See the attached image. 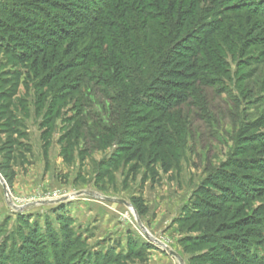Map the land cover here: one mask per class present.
<instances>
[{
    "label": "rangeland",
    "instance_id": "1",
    "mask_svg": "<svg viewBox=\"0 0 264 264\" xmlns=\"http://www.w3.org/2000/svg\"><path fill=\"white\" fill-rule=\"evenodd\" d=\"M227 14L236 20L235 14ZM244 38L238 43L235 37L225 39L219 34L204 58L205 64L218 71L212 80L215 84L201 86L195 99L183 108L155 116L153 127L166 129L165 135L156 137L166 146L155 162L153 155L144 151L143 156L130 160V152L120 151L117 144L101 148L84 132L86 128L78 143L64 150L62 136L77 119H72L77 108L68 100L59 104L60 114L44 146L45 126L41 123L52 93L43 88L49 95L40 111L35 84L48 73L34 70L32 60L24 62L2 45L0 93L9 98L0 100V110L8 105L16 119L0 113V177L9 191L7 195L0 180V264H21L18 250L24 235L36 231L45 241L47 257L55 259L48 230L52 226L58 234L62 229L57 211L68 219L83 248L71 260L78 262L77 258L87 255L78 264H181L144 233L135 211L149 234L177 252L184 264H192L191 258L202 251L213 253L211 242L200 248L186 242L188 236L199 235L197 230L187 231L183 224L199 189L217 167L240 157L249 158L248 163L258 162L264 169V34L249 30ZM214 53L221 55L220 61ZM62 77L52 82L57 86L67 83ZM81 87L78 94L84 100L83 113L90 124L97 123L105 117L96 114L100 116L109 103L98 88ZM7 122L9 131L3 130ZM151 123L148 120L145 125ZM143 135L155 140L151 133ZM8 141L12 150L7 154L8 148H1ZM248 174L260 180L259 189L249 192L253 195L246 205H229L226 219H234L239 210L251 217L255 225L250 227L260 232L250 247L264 264V173L249 170ZM236 191L242 193L241 188ZM62 197L68 198L45 203ZM103 197L125 200L131 206ZM9 201L23 208L17 209ZM4 249L10 258L2 257ZM138 249L143 251L140 258L134 255Z\"/></svg>",
    "mask_w": 264,
    "mask_h": 264
},
{
    "label": "trees",
    "instance_id": "2",
    "mask_svg": "<svg viewBox=\"0 0 264 264\" xmlns=\"http://www.w3.org/2000/svg\"><path fill=\"white\" fill-rule=\"evenodd\" d=\"M227 1L0 0V49L6 45L22 61L32 60L34 70L48 73L35 84L40 111L49 95L43 88L52 93L41 123L42 128L45 126L44 146L60 114L59 104L68 100L77 108L72 118L77 119L62 136L64 150L73 148L86 128L84 132L101 148L117 144L120 151L130 152V160L143 156L144 151L153 155L155 162L165 145L156 137L166 134V129L153 127L155 116L183 108L195 99L201 86L215 84L212 80L218 71L205 64L204 58L218 42L217 36L235 37L241 43L249 30L264 34V0ZM205 3L209 4L205 7ZM110 8L113 10L106 13ZM227 13L235 14L236 20ZM213 57L217 61L222 58L215 53ZM60 76L68 81L57 86L52 79ZM81 85L90 90L98 88L109 103L100 116L94 114L105 117L97 119V123L90 124L83 113L84 100L78 94ZM5 96L9 98L1 92L0 100ZM9 108L3 106L0 113L16 119V112ZM148 120L153 122L150 126L145 125ZM3 126L9 131L8 122ZM145 133H151L155 140L149 141ZM10 144L6 142L1 151L8 148L10 153ZM245 158L217 167L187 210L183 224H187V231L197 230L199 235L188 236L186 242L195 248L211 242L214 247L213 253L194 255L192 264H263L261 256L250 247L260 232L250 227L255 225L251 217L239 210L234 219H226L229 205H246L253 195L249 192L259 189L260 180L249 175V170L264 173L258 162L248 163L249 158ZM238 188L242 193L236 191ZM261 210L264 212V207ZM57 218L62 224L60 233L52 226L48 230L55 259L47 257L45 241L36 231L31 236L24 235L18 250L21 264H78L87 259L85 254L77 258L78 262L71 260L83 248L68 219L59 211ZM134 255L143 256L142 249L134 251ZM2 257L10 258V252L4 249Z\"/></svg>",
    "mask_w": 264,
    "mask_h": 264
},
{
    "label": "water",
    "instance_id": "3",
    "mask_svg": "<svg viewBox=\"0 0 264 264\" xmlns=\"http://www.w3.org/2000/svg\"><path fill=\"white\" fill-rule=\"evenodd\" d=\"M0 180H1L2 184H3V186H4V189H5L6 194L9 195V191H8V188H7V184L3 181V179H2L1 177H0ZM78 194H80V193H77V195H78ZM67 198H68V197H62V198H60V199H58V200L45 201V203H46V202H50V203L63 202V201H65ZM103 198H105V199H107V200H111V201H113V200H114V201H118V202H121V203H124V204H126V205H130V206H131V204H129V203H128L127 201H125V200H121V199H112V198H108V197H103ZM41 202H44V201H41ZM9 203H10V205H12L13 207H15V208H17V209H20V210H21V209L23 208V207H19V206L14 205V203L11 202V201H9ZM133 209H134V208H133ZM134 211H135V209H134ZM135 215H136L137 220H138V223H139L140 227L142 228V230L144 231V233H145L148 237H150V238H151L156 244H158L159 246H161V247H163L165 250H167L171 255L177 257V258L179 259V261L181 262V264H184L183 259L179 256V254H178L177 252H175L174 250H172L169 246H167L165 243H163V242L160 241L159 239H157V238H155V237H152V236L149 234V232L147 231L146 227L143 225V223L141 222L140 218L138 217V214H137L136 211H135Z\"/></svg>",
    "mask_w": 264,
    "mask_h": 264
}]
</instances>
